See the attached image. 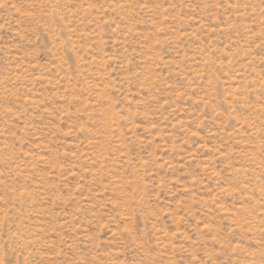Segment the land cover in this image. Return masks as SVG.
I'll return each mask as SVG.
<instances>
[{
  "label": "rangeland",
  "instance_id": "obj_1",
  "mask_svg": "<svg viewBox=\"0 0 264 264\" xmlns=\"http://www.w3.org/2000/svg\"><path fill=\"white\" fill-rule=\"evenodd\" d=\"M0 264H264V0H0Z\"/></svg>",
  "mask_w": 264,
  "mask_h": 264
}]
</instances>
